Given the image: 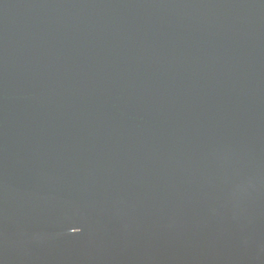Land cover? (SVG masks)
<instances>
[{
  "label": "water",
  "instance_id": "1",
  "mask_svg": "<svg viewBox=\"0 0 264 264\" xmlns=\"http://www.w3.org/2000/svg\"><path fill=\"white\" fill-rule=\"evenodd\" d=\"M0 264H264V0H0Z\"/></svg>",
  "mask_w": 264,
  "mask_h": 264
}]
</instances>
